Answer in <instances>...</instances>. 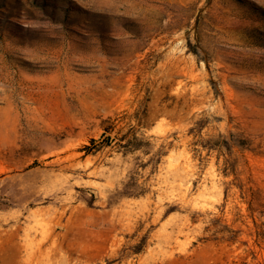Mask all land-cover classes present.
Segmentation results:
<instances>
[{"label":"rangeland","instance_id":"374dc122","mask_svg":"<svg viewBox=\"0 0 264 264\" xmlns=\"http://www.w3.org/2000/svg\"><path fill=\"white\" fill-rule=\"evenodd\" d=\"M0 264H264V0H0Z\"/></svg>","mask_w":264,"mask_h":264},{"label":"trees","instance_id":"16d2710c","mask_svg":"<svg viewBox=\"0 0 264 264\" xmlns=\"http://www.w3.org/2000/svg\"><path fill=\"white\" fill-rule=\"evenodd\" d=\"M107 132H112V131H107ZM105 136V135H104ZM103 136V137H104ZM236 135L234 134H230V138H223V143H225V146L222 144V148H226L229 150L232 149V147H234L235 144H237L236 140H235ZM111 140V136L106 137V139L101 142L102 144H98L97 145V140H91V145L92 146H86V150L90 151L92 148L98 150L104 143H109ZM121 141H126L125 144H121L123 148H126L128 151H136L139 150L141 146H143L144 144H142V140L139 139L137 136H131V138H127L125 137L124 139H121ZM147 146H150L151 144L147 142L146 144ZM239 145V144H238ZM212 149V148H211ZM227 155V154H226ZM228 156V157H227ZM225 158V175L229 176L231 174L237 175V170H236V162L234 160H232L231 155H227ZM144 190L143 188L139 185V182L137 180V178L135 176H132L130 178V180L124 184V188L122 190H119L115 197L116 198H122V197H137V196H141L142 194H144Z\"/></svg>","mask_w":264,"mask_h":264},{"label":"water","instance_id":"95a60500","mask_svg":"<svg viewBox=\"0 0 264 264\" xmlns=\"http://www.w3.org/2000/svg\"><path fill=\"white\" fill-rule=\"evenodd\" d=\"M107 137V135H105L103 138H106Z\"/></svg>","mask_w":264,"mask_h":264},{"label":"bare ground","instance_id":"6f19581e","mask_svg":"<svg viewBox=\"0 0 264 264\" xmlns=\"http://www.w3.org/2000/svg\"><path fill=\"white\" fill-rule=\"evenodd\" d=\"M61 113V112H60Z\"/></svg>","mask_w":264,"mask_h":264}]
</instances>
